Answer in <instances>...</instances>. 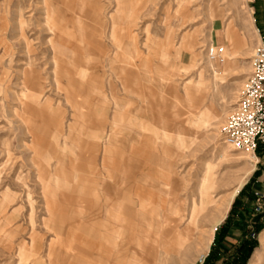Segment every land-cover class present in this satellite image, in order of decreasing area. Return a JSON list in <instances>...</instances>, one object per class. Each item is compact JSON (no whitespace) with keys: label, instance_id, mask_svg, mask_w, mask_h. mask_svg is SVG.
I'll list each match as a JSON object with an SVG mask.
<instances>
[{"label":"rangeland","instance_id":"1","mask_svg":"<svg viewBox=\"0 0 264 264\" xmlns=\"http://www.w3.org/2000/svg\"><path fill=\"white\" fill-rule=\"evenodd\" d=\"M92 4L84 0L81 24L106 28L114 12L112 0L97 3L100 18L90 17ZM126 4L137 11L131 31L137 49L144 57L150 55L147 66L153 75L165 66L156 56L163 43L166 53L181 48L176 52L178 60L167 64L174 67L172 82L182 96L183 85L197 84L199 76L203 82L196 89L203 91L204 101L190 111L182 102L171 106L172 98L167 96L170 103L154 110L156 117L167 122V138L162 136V125L145 123L149 126L146 143L155 140L156 132L161 146L150 150L153 162L126 155L117 158L114 174L120 184L114 196L125 205L134 167H139L138 177H155L167 158L174 174L183 179V198L197 185L195 196L182 201L180 233L196 237L203 246L211 240L209 248L195 255L190 264L205 263L210 253L212 264H231L243 243L253 247L244 264L252 262L256 251L262 253L264 264V144L251 154L232 150L222 139L227 117L251 75L254 53L264 46V0H138ZM49 8L55 7L49 4ZM44 11L43 0H0V264H65L67 246L80 238L81 229L93 219L97 177L81 171L86 154L79 147L77 115L51 83L50 18ZM146 39L151 49L148 54L143 46ZM211 43L224 49L222 60L213 61L214 75L206 58ZM65 53L75 64L82 63V49L72 46ZM36 78L41 82L39 88L23 82ZM30 97L49 100V107H38ZM204 108L214 114L213 123L192 127L190 121ZM127 127L129 134L131 126ZM176 133L183 140L181 149L175 144ZM86 181L88 186L82 187ZM32 234L38 237L40 248L30 254ZM74 252L78 254L77 247Z\"/></svg>","mask_w":264,"mask_h":264},{"label":"crops","instance_id":"2","mask_svg":"<svg viewBox=\"0 0 264 264\" xmlns=\"http://www.w3.org/2000/svg\"><path fill=\"white\" fill-rule=\"evenodd\" d=\"M92 1L90 17L100 18L96 8L100 0ZM132 1L138 0H112L114 12L108 18L107 27L89 24L85 28L79 17L85 11L84 0H43L44 12L50 18L47 31L51 38L47 43L51 51V83L55 91L64 94L66 103L77 115L79 147L86 154L81 171L84 175L91 172L97 177L94 179L93 219L81 229L80 238L73 239L67 246L65 264H190L193 257L207 250L211 243L210 240L203 247L200 241L180 233L184 224L181 221L185 208L182 201L195 196L197 185L183 198L180 195L183 179L174 174L173 165L167 158L163 159L162 170L155 177L150 174L138 177L139 167H134L129 176L125 205L114 196L120 184L114 174L117 158L126 155L153 162L150 150L156 151L161 146L156 132L155 140L146 143L144 135L149 126L145 123L162 125V136L167 138L164 130L167 122L154 114L155 109L160 111L170 103L167 96L172 98L171 106L182 102L190 111L196 110L204 101L200 96L203 91L196 90V86L201 89L203 82L199 76L197 84L183 85L182 96L178 95L172 82L174 67L167 64L178 60L176 52L181 48H174L175 53H166L163 43L156 56L165 66L155 75L150 71L147 66L150 55L144 57L141 54L132 35L131 23L137 11L128 9L126 4ZM49 4L55 8L48 9ZM69 16L72 20L68 22ZM148 42L146 39L143 45L147 54L151 50ZM72 46L84 51L81 64H75L65 53ZM233 46L236 53L238 44L234 42ZM23 82L35 88L41 86L39 78ZM30 98L40 108L49 107L47 99ZM26 106L28 110L32 109ZM131 114L135 117L131 118ZM213 115L209 108H204L190 123L195 128L204 127L205 123L211 125ZM127 124L131 126L129 134ZM175 137V144L181 149L180 133ZM195 140L194 135L191 144ZM124 141L129 142V146ZM87 184V181L83 182L82 187ZM39 243L38 237L32 234L28 244L30 254L33 249L35 253L39 250ZM76 247L78 254L74 252ZM252 257L254 260L250 264H262L261 252L256 251Z\"/></svg>","mask_w":264,"mask_h":264},{"label":"built area","instance_id":"3","mask_svg":"<svg viewBox=\"0 0 264 264\" xmlns=\"http://www.w3.org/2000/svg\"><path fill=\"white\" fill-rule=\"evenodd\" d=\"M222 47L206 51L211 61L222 60ZM252 72L237 97L233 112L227 117L222 130L224 144L232 150L255 152L264 144V46H259L253 56Z\"/></svg>","mask_w":264,"mask_h":264},{"label":"trees","instance_id":"4","mask_svg":"<svg viewBox=\"0 0 264 264\" xmlns=\"http://www.w3.org/2000/svg\"><path fill=\"white\" fill-rule=\"evenodd\" d=\"M263 144L259 145L257 147V150L262 148ZM253 247L249 245L248 243H243L237 250L238 258L234 259L231 264H244V262L249 257ZM214 260V259H213ZM212 261V253L207 257L206 262L203 264H210ZM212 264V263H211Z\"/></svg>","mask_w":264,"mask_h":264},{"label":"bare ground","instance_id":"5","mask_svg":"<svg viewBox=\"0 0 264 264\" xmlns=\"http://www.w3.org/2000/svg\"><path fill=\"white\" fill-rule=\"evenodd\" d=\"M226 38H227V40L229 41V39H230L229 32L226 33ZM209 48H214V46L212 45V43L210 44V47H209ZM222 49H223V48H222ZM223 55H224V49H223V52H222V56H223ZM206 58H207L208 66H209V68L211 69V73L214 75V74L216 73V69H215L214 66H213V65H214V64H213V61L209 60V58H208L207 56H206ZM221 59H222V57H221ZM82 77H83V76H82ZM159 81H160V80H159ZM196 90H197V89H196ZM106 100H107V99H106ZM110 148H111V147H110ZM249 153H251V152H249ZM251 154H252V153H251ZM251 159H254V158L251 156ZM97 169H98V168H97ZM92 170H93V169H92ZM107 176H108V175H107ZM197 191H198V190H197ZM237 191H238V188L235 189V190L233 191V193H232V195L230 196L229 200H231V199L234 197V195L237 193ZM200 197H201V196H200ZM203 199H204V198H203ZM203 199H202V200H203ZM205 199H206V198H205ZM202 200H201V201H202ZM204 201H205V200H204ZM205 202H206V201H205ZM209 202H211V201H209ZM209 202H208V203H209ZM229 203H230V201H228V205H229ZM192 204H193V203H192ZM210 204H211V203H210ZM203 205H204V204H203ZM205 205H206V204H205ZM205 205H204V206H205ZM206 206H207V205H206ZM194 208H195V207H194ZM200 208H201V207H200ZM214 208H215V207H214ZM214 208H213V209H214ZM201 209L203 210V208H201ZM201 209H200V210H201ZM215 209H216V208H215ZM200 210H199V211H200ZM194 211H195V210L193 209V212H194ZM203 211H204V210H203ZM195 213H196V212H195ZM197 213H198V212H197ZM197 213H196V214H197ZM216 213H218V212L216 211ZM190 214H191V213H190ZM190 214H189V215H190ZM196 214H195V215H196ZM190 216H191V215H190ZM210 216H212V213H211ZM191 217H192V216H191ZM212 217H213V216H212ZM196 218H197V216H196ZM194 219H195V218H194ZM194 219H193V220L191 219V221H192V222H195ZM211 220H214V219L211 218ZM189 222H190V221H189ZM186 223H187V222H186ZM194 224H195V223H194ZM185 225H187V224H185ZM188 225H189V223H188ZM181 228H182V227H181ZM198 228H199V227H198ZM199 229H200V228H199ZM204 230H205V229H204ZM200 231H201V230H200ZM201 233L203 234V232H201ZM195 238H196V237H195ZM140 241H141V240H140ZM195 241H196V240H195ZM201 242H203V241H201ZM142 243H143V242H142ZM182 243H183V241H182ZM141 245H142V244H141ZM200 245H201V244H200ZM168 247H169V246H168ZM195 247H196V246H195ZM201 247H202V246H201ZM203 247H204V246H203ZM199 250H200V249H199ZM200 257H201V256H200ZM135 258H136V257H135ZM138 260H139V259H138ZM253 260H254V259H253ZM200 261H202V260H199V262H200Z\"/></svg>","mask_w":264,"mask_h":264}]
</instances>
